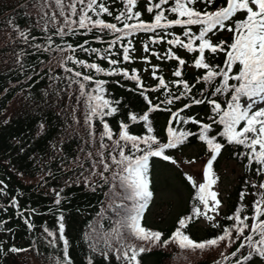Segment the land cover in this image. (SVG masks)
<instances>
[{
    "label": "trees",
    "instance_id": "1",
    "mask_svg": "<svg viewBox=\"0 0 264 264\" xmlns=\"http://www.w3.org/2000/svg\"><path fill=\"white\" fill-rule=\"evenodd\" d=\"M72 2L64 0L62 16L54 0H0V188L4 189L0 194V264H60L63 240L59 236L58 218L61 214L64 216V235L70 242L68 254L73 264H127L126 261L118 260L113 251L123 242L148 249L139 254L140 264H216L217 261L230 264L223 257L235 251L241 242L239 240L231 246H226L225 241L203 250L187 248L185 252L174 245L175 240L164 243L179 227L178 221L191 215L194 206H200L198 187H194L192 181L187 179L188 174L182 168H174L171 160L165 161L161 157L149 160L150 191L156 187L157 181L153 177L156 168L170 165L175 169L174 178L182 185L185 195L182 207L169 226L151 224L144 221L142 216V226L163 233L159 242H153L139 240L121 226L125 211L135 201L127 199L128 191L120 186L118 178H114L117 167L113 165L109 171H104L103 165L99 163L101 152L105 160L111 163L109 153L114 147V141L119 138L121 122L129 124L131 134L148 135L143 122H132L129 118L130 114L139 116L148 110L150 105L145 99L147 96L153 105H160L158 110L149 115L154 128L152 134L161 143L167 142L169 123L178 131L197 133L177 148L166 149V155L175 160L184 154L189 145L195 149L188 156L201 158L202 164L212 155L206 143L198 138L200 125L191 121L184 124L172 119V113L183 109L180 115L185 118L195 117L201 123H212L210 135H217V139L225 144L213 164L215 176H219L224 160L231 159L239 165L232 184L225 191L224 205L216 215V220L200 224L195 219L189 223L185 232L197 242L204 241L220 234L221 228L213 227V223L218 222L222 227L232 225L233 221L225 218L232 215L241 204L247 206L242 216L252 215L254 201L264 192L260 188V184L264 183V174H259L256 171L259 165L254 161L249 163L248 157L243 154L248 149L228 144L218 135L223 131V126L212 122L214 114L207 100L200 105L192 103L193 98H207L216 99L224 105L230 99V93L212 96L214 87L222 82L221 78L212 82L205 81L203 76L207 70L195 66L199 41L194 45L197 47L196 52L169 44L167 41L176 36L187 43V37L183 35L186 27L172 25L167 29H156L155 32H138L123 37L122 41L109 47L122 34L97 29L88 32L87 29L79 28L78 24L72 25L74 31L69 30L65 16L78 20L82 7L77 4V15L71 16L68 5ZM153 2L158 0H139L133 11H140L141 19L145 22H154L155 12L146 11V6ZM172 2L169 0V4L163 6L164 9L170 7ZM107 4L112 16H96L93 12H89V15L93 19H104L123 27L121 22L114 19L124 8L121 0H107ZM226 6L227 0H215L211 5L204 2L196 5L201 11H215ZM165 15L169 20L179 18L177 14L167 11ZM244 15L238 14L235 19H242ZM190 27L192 32L198 34V25ZM61 28L68 34H58ZM129 40L130 58L125 61L123 49L129 46ZM153 40L156 42L153 43ZM212 40L214 43L226 41L230 44L233 33L225 28L217 31ZM68 45H72L76 51H71ZM80 45L100 51L84 52L78 47ZM145 45L148 46L147 51ZM105 55L109 59H103ZM169 55L173 58H168ZM68 56L96 63L105 71L96 72L74 61L65 63ZM176 56L185 63L180 65L179 60L174 58ZM205 56L206 62L211 65L224 66L225 53L211 54L206 50ZM111 59L118 60V63L112 65ZM238 67L233 69V73ZM66 68L72 71H66ZM113 70L121 71L109 75ZM122 70H127L129 75H138L141 83L124 76ZM177 70L182 72L181 77L174 75ZM75 71L94 77L93 81H84L88 89L96 86L95 80L104 81L106 98L117 102L113 106L118 107V112L104 118L113 129L111 140L101 138L103 125L98 118H93L92 126L87 121L85 99L80 96L79 85L73 82L82 80V77H75ZM160 78L165 81L163 87L159 84ZM176 81L187 82L191 92L181 95L185 92L183 83ZM176 96L181 98L176 100ZM167 99H173V103L167 104ZM185 104H191V107L184 108ZM101 172L104 178H101ZM55 192H60L59 205L55 203ZM242 192L245 193L243 199ZM252 222L249 220V225ZM117 230L124 241L117 238ZM49 231L56 233L55 238L48 235ZM247 234L248 230L245 232ZM53 239L54 243H49ZM13 247L23 251H10ZM105 251L107 258L102 254ZM241 252L247 254V249ZM235 259L230 257L232 264ZM254 260L256 264H264V258L254 257Z\"/></svg>",
    "mask_w": 264,
    "mask_h": 264
},
{
    "label": "snow or ice",
    "instance_id": "2",
    "mask_svg": "<svg viewBox=\"0 0 264 264\" xmlns=\"http://www.w3.org/2000/svg\"><path fill=\"white\" fill-rule=\"evenodd\" d=\"M56 6L60 9V14L64 15V0H54ZM139 0H121L124 8L114 17L116 21L122 23L123 27H118L116 23L106 22L104 19H93L89 12L95 13L96 16L107 14L112 16L107 4V0H73L68 5L71 16L77 15V4L81 5L80 15L78 20L71 19L70 16H65V24L70 31L72 25H77L81 29H87L91 32L93 29L99 31L108 30L115 34L120 33L115 40L111 42L109 47L116 44L117 41H122L123 37L132 36L138 32H155L156 29H167L172 25L185 26L186 30L183 35L187 37V43L182 41L179 36L174 37L167 42L169 44L179 45L189 51L196 52L197 47H194L197 41L198 58L195 59V66L207 70V74L203 76V80L212 82L216 78H221L222 82L219 86L214 87L212 96L217 94L224 95L230 93V99H227L222 105L216 99H195L192 103L200 105L207 103L212 106L214 116L211 118L213 123L223 126V131L218 133L223 137L228 144H236L244 146L248 152L243 153L249 159V163L253 161L259 165L256 171L259 174H264V107H257L259 104H264V0H227L226 7H219L215 11H201L196 5L204 2L211 5L215 0H173L170 7L166 10L163 6L169 4V0H158V2L150 3L146 6V11L149 13L155 12L154 22H145L141 19L140 11H133L137 7ZM165 11L177 14L179 18L169 20L165 15ZM245 14L242 19H235L238 14ZM55 16V13H53ZM129 21H135L130 23ZM164 21V23H162ZM198 25V34L192 32L190 26ZM227 28L233 33V41L229 44L226 41L214 43L212 36L217 31ZM60 35H67L64 29H59ZM24 35V33H21ZM101 37H97L100 39ZM163 39V37H161ZM153 43L156 41L153 40ZM128 47L123 49V60L127 61L130 58L129 47L131 41H128ZM39 47V46H38ZM84 52L98 53L100 50L95 48H84L78 46ZM68 48L75 52L76 48L68 45ZM134 51V49H132ZM148 46L145 45V51ZM208 50L211 54L223 52L226 55L224 66H213L206 62L205 52ZM171 51V50H170ZM107 53L108 50L106 49ZM168 58H173L169 55ZM179 60V64L183 65L185 61L178 56L174 57ZM103 59H109L105 55ZM67 61H74L87 69H94L96 72H104L105 69L96 63H89L82 59H76L74 56H68ZM110 63L116 65L118 60L111 59ZM239 65L238 69L233 73V69ZM72 71V69H65ZM117 71L109 72V75H115ZM123 75L130 80L140 84V77L136 74L129 75L127 70H122ZM75 77H82V80H75L74 83L79 85L80 96L84 97L85 104L88 109L87 121L92 126L93 118H98L103 125L101 138L107 137L109 140L113 138V129L104 119L107 116H113L118 112V107L113 106L117 103L105 96L104 81L95 80V87L88 89L84 81H93L92 75L82 74L80 71H75ZM155 75V72H153ZM176 77H181L180 70L175 71ZM235 81L236 83H230ZM175 83H183L185 92L181 95H187L191 92L189 84L185 81H176ZM160 86H165L163 78L159 80ZM142 87V84H141ZM143 95V93H141ZM181 97L176 96L174 99L179 100ZM150 107L141 115L130 114L132 122L141 121L147 129L148 135H135L129 131V124L121 122V131L119 138L114 141V147L109 153L111 163H108L103 152L100 153V161L104 167V171H109L113 165L118 169L114 173V178H118L121 182V187L128 191L127 199L135 201L130 209L125 211L121 219V226L126 228L128 232L139 240L159 242L163 233L154 231L142 226V213L147 207L150 198L153 196L149 190V160L152 157H161L165 161L175 160L165 154L166 149H174L187 141L189 137L196 136L197 133L188 130H177L171 123L167 127V142L161 143L156 135H153V122L150 119V113L160 108L159 104L153 105L152 101L145 96ZM243 101V102H242ZM167 104L173 103V99H167ZM191 104H185L184 108H190ZM183 109L180 110L182 112ZM180 112L172 113V119L184 124L191 121L193 124L200 125L198 138L206 143L208 150L212 153L207 161L204 175L206 181L198 186L193 180V177L188 176L187 179L192 181L194 187H198L197 199L200 206H194L191 215L181 218L178 223L179 227L175 230L172 236L165 240L167 244L171 240H175L182 248L206 249L218 246L221 242L227 241L226 246L235 244L237 240L241 241L239 246L230 253V256H224L223 260L230 261V257H236L234 264H256L254 257L264 258V192L260 193V198L254 201L252 215H243L247 206L241 204L235 209L234 213L227 216L225 219L233 221L232 225L222 227L218 222L213 223V227L221 228L220 234L213 238L197 242L185 232L189 223L200 217L206 218L208 221H215L216 215L219 214L221 201L218 199V193L212 190V186L217 182L218 177L213 171V164L225 147L217 139V135H210L212 123H201L195 117H183ZM218 117V119H216ZM243 125V127H240ZM143 145L144 147H141ZM155 146V147H154ZM106 147V145H102ZM127 152V154H126ZM101 178H104V173H99ZM2 183V181H0ZM115 187V185H113ZM260 188L264 189V183L260 184ZM55 191V190H54ZM4 189L0 188V194ZM57 205L61 202L60 192H55ZM245 193H241V199ZM15 203V201H14ZM210 213L216 214L212 215ZM253 222L249 225L248 221ZM2 223V221H0ZM59 236L63 240V257L60 264H73L71 257L68 254L70 246L69 240L64 235L65 224L64 216L61 214L58 218ZM30 227L32 225H29ZM246 230L249 234L245 235ZM45 231H48L47 229ZM235 233V237L233 234ZM48 235L55 238L56 233L48 232ZM117 238L124 241V237L117 230ZM258 237V238H257ZM242 238V239H241ZM54 243V239L49 241ZM242 249H247V254L241 252ZM10 251L17 252L23 249L11 248ZM113 251L117 254L118 260L126 261L127 264H140L138 256L140 253L148 251L145 247L137 248L136 245L123 242L120 247L114 248ZM238 253L240 254L238 256ZM107 258V251L102 253ZM91 264V262H90ZM216 264H222V261H217Z\"/></svg>",
    "mask_w": 264,
    "mask_h": 264
},
{
    "label": "rangeland",
    "instance_id": "3",
    "mask_svg": "<svg viewBox=\"0 0 264 264\" xmlns=\"http://www.w3.org/2000/svg\"><path fill=\"white\" fill-rule=\"evenodd\" d=\"M257 107H264V104H259ZM194 149L195 147L193 145L187 146L184 154L175 159L174 168H182L199 185L206 181L204 172L209 158L202 164L201 158L188 156ZM174 168L170 165L168 167L156 168L153 177L157 183L156 187L152 190L153 196L150 198L149 204L142 213V216L144 215V221L160 227L169 226L173 223L177 212L183 205L185 197L182 185L174 178L176 176ZM238 170L239 165L233 160L228 159L222 162L217 182L212 186V190L218 193V199L221 201L219 211L224 205L223 197L225 191L232 184L231 182L235 178ZM200 207L202 208V205ZM210 214L216 215L213 213ZM198 222L205 224L208 220L200 217ZM175 243L178 245L174 244L177 248L185 252L184 250L187 248L179 247L180 245L176 241Z\"/></svg>",
    "mask_w": 264,
    "mask_h": 264
}]
</instances>
